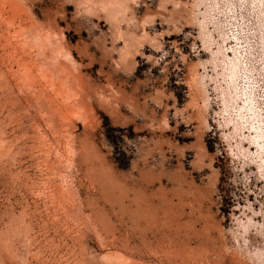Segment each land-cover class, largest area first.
<instances>
[{
  "label": "rangeland",
  "instance_id": "rangeland-1",
  "mask_svg": "<svg viewBox=\"0 0 264 264\" xmlns=\"http://www.w3.org/2000/svg\"><path fill=\"white\" fill-rule=\"evenodd\" d=\"M82 142L170 209L173 249L146 262L264 264V0H0V264L119 263ZM180 188L214 239L192 251Z\"/></svg>",
  "mask_w": 264,
  "mask_h": 264
},
{
  "label": "bare ground",
  "instance_id": "bare-ground-1",
  "mask_svg": "<svg viewBox=\"0 0 264 264\" xmlns=\"http://www.w3.org/2000/svg\"><path fill=\"white\" fill-rule=\"evenodd\" d=\"M79 146H82L81 151H80L81 153H78L77 155L79 156V154H81L82 156L80 158L82 160L80 159V162H79V160H77V161L79 162L80 169L83 170V168H85L84 173H87L90 176V179H89L90 182L88 181L89 182L88 186L92 187L93 189L98 190L102 199L105 201V202L103 201L104 203L101 202V204L103 203L101 205L99 203L100 202L99 199H95V200L93 199L94 196H93V198L84 199L86 207H87L88 211H90V215L92 216L94 227L96 230L95 234L97 235V240H98V243H100V247L102 248V250L103 249L108 250L111 247L114 250H116L121 255V257L119 258L118 264H153L156 260H154V262L151 263V262H146V259L148 261H150L154 258L159 259L160 256L162 257V255H160V254L161 253L163 254V252L165 253L167 251L166 249H168V248H169L168 250L173 249V248L170 249V247L167 246L170 244L169 242H171V239L169 237H173V236H168V234L165 233L167 230H165V232H164L165 228H164L163 223L161 221V218L164 215L166 216L169 213L168 211L170 209H167V208L161 209V205H159V204L155 205L156 203L155 204L152 203L149 199V196H150L149 193H142V192L136 193L134 186H133V188L131 187L132 189L128 186L124 188L123 187L124 185L121 187L120 185H118V183H115L112 180L113 177H111V175L108 174L109 171H108V173L105 172V171H107L108 168L106 167L107 169L105 168L106 169L105 170L104 166L102 167L103 169L98 167V165H97L98 161H96L97 159L94 160L96 158V156H95V158L90 157V155L88 153L91 151L88 148H87V150H89V151L87 153L86 147H88V145L85 146L83 143ZM16 148H19V147H16ZM78 148H80V147H77V149ZM15 150H17V149H15ZM101 163L102 162H100V164ZM77 166H78V164H77ZM78 176H80V173L78 174ZM80 177H82V176H80ZM77 182H79L80 185H82V183H81L82 180L81 181L79 180ZM79 183H78V185H79ZM83 185H85V184H83ZM94 192H96V191H94ZM131 192L133 193V194H131V195H133L132 197L130 196ZM178 195H180L179 196L180 202H181L180 206H182V207L177 206L176 209L173 208L171 210L172 211V216L170 217L171 221H170V219H168V222L170 221V225H174L173 223L175 222L176 225L174 227L171 226V228L173 227L172 229H174L176 231L178 230V232H179L180 228L183 227L186 230V228L191 226V224L193 226V221L197 222V220H199V219H196V218H195L196 220L190 219V221H192L191 223H189L190 221L188 219H187L188 221H185V220H184V222L182 221L183 215H186L185 211H187L186 209L184 210V206L186 205L189 207L190 203H183V201H185L184 197L186 195L182 189H181V191L178 192ZM162 200H161V202L164 203ZM171 200H173V199H171ZM164 201H167V200L165 199ZM186 201L188 202V199H186ZM161 202H160V204H161ZM106 205L107 206L109 205L108 207L110 210L109 209L107 210ZM196 209H197V207L195 209H193V206H190L189 212L191 213L193 210H196ZM201 215H202V213H201ZM201 215H199V217ZM167 217H168V215H167ZM167 217H165V219H167ZM90 219H91V217H90ZM92 219L90 221H92ZM117 220L120 222L118 223ZM122 221H125L127 224H128V222L131 223L130 225H132L134 227V228H132V230L134 229L135 231L134 230L133 231L136 234L134 236H135V238L137 237L138 242L136 241V242L132 243L131 236L128 234L129 230L127 232V231H124V229H123V231L127 232V233H125V234L121 233V229H122L121 227L123 226V224L121 223ZM163 221H164V219H163ZM196 222L194 224H196ZM129 227H131V226H129ZM129 227L127 226V228H129ZM189 228L191 229V231H189L187 233V238H188L187 240H189V241L184 242V244H188V245H185L186 247L189 246L190 243H192L191 241H193V239L198 240L199 242H201L202 245H203L202 242H205V240H207V239H205L203 241V239L205 237H207L208 240H214L213 237L208 233L207 228H205V229L204 228L195 229V228H191V227H189ZM196 228H197V226H196ZM3 231H4V233L7 232L6 229H4ZM129 233L131 234V231ZM185 233H186V231H185ZM173 235H175V234H173ZM180 235H181V233H180ZM180 235H179V237H180ZM5 236L7 237V235H5ZM5 236H4V238H5ZM167 236L170 239V241L168 239L169 242L166 245L165 244L166 241L165 242H163V241H164V239H167L166 238ZM176 236H178V234ZM181 237H182V235H181ZM179 239H178V241H179ZM174 240L175 239L173 238V241ZM178 241L176 240V243ZM162 243H164L166 246H163ZM174 243H175V241H174ZM26 244H28V242H26ZM206 244H208V242H206ZM199 245H200V243H199ZM164 247H166V249ZM192 247H194V246L192 245ZM192 247L189 246L187 248H190L189 251L190 250L192 251V249H194ZM166 253H168V251ZM173 254H174V252H173ZM173 254H170V256H173ZM178 254L179 253H177V255ZM166 256L168 258V255H166ZM166 256H163V257L165 258ZM163 260L166 262V259H163ZM169 260H171V258ZM169 260H168V262H169ZM177 261L178 260H175V263H177ZM165 262L164 263H163V261H162V263L156 262L154 264H159V263L165 264ZM171 262H173V261H171Z\"/></svg>",
  "mask_w": 264,
  "mask_h": 264
}]
</instances>
